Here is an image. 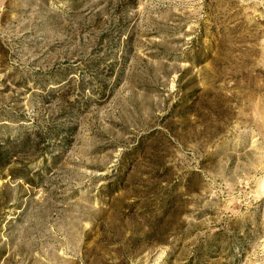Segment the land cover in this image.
I'll list each match as a JSON object with an SVG mask.
<instances>
[{
	"label": "rangeland",
	"instance_id": "1",
	"mask_svg": "<svg viewBox=\"0 0 264 264\" xmlns=\"http://www.w3.org/2000/svg\"><path fill=\"white\" fill-rule=\"evenodd\" d=\"M0 264H264V0H0Z\"/></svg>",
	"mask_w": 264,
	"mask_h": 264
}]
</instances>
